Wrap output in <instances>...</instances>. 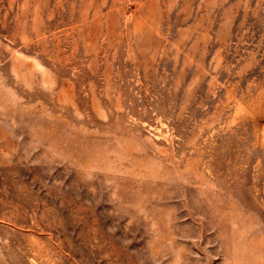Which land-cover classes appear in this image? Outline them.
<instances>
[{"label":"rangeland","instance_id":"rangeland-1","mask_svg":"<svg viewBox=\"0 0 264 264\" xmlns=\"http://www.w3.org/2000/svg\"><path fill=\"white\" fill-rule=\"evenodd\" d=\"M0 264H264V0H0Z\"/></svg>","mask_w":264,"mask_h":264}]
</instances>
